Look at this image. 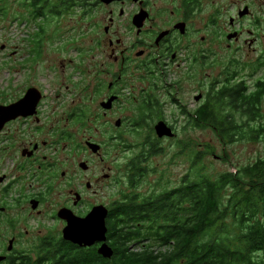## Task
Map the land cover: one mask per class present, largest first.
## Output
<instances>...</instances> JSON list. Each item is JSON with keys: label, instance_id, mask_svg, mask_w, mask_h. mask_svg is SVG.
<instances>
[{"label": "flooded vegetation", "instance_id": "1", "mask_svg": "<svg viewBox=\"0 0 264 264\" xmlns=\"http://www.w3.org/2000/svg\"><path fill=\"white\" fill-rule=\"evenodd\" d=\"M65 2L68 8H78L79 20L86 27L83 36L87 45L83 53L91 79L87 90L91 89L88 96L91 102L98 105L97 114L87 117L83 107L70 110L68 106L61 118L44 115L45 93L33 83H26L19 97L3 104L16 102L31 88L39 98L31 114L8 120L0 130V215L6 213L9 198L17 209L16 216L3 218L0 264H40L37 261L42 259L45 239L62 236V229L58 233L51 229L44 233L43 218L61 223L63 228L65 221L57 217L61 208L84 217L94 206L102 205L109 210L118 183L128 192L133 190L129 188L132 180L136 189H151L154 180L149 179V171L144 173L151 157L144 152L152 140L167 138L157 137L154 127L164 122L174 130L171 116L166 114L167 107L174 106L181 115L183 107L186 110L183 106V0L173 1L171 7L157 5L152 0H62ZM27 3L28 0H20L19 4L24 7ZM51 4L56 7L59 1ZM190 4L191 8L193 3ZM245 6L248 14L239 17V11ZM234 11L236 14L228 22L236 41L240 38L236 26L251 11L246 4L235 5ZM16 16L21 23L23 15ZM186 29L189 28L185 23ZM73 37L69 36V40L75 41ZM35 43L38 60L42 58L43 46L39 39ZM71 49H76L73 44L67 51ZM94 49L97 54L92 56ZM14 53L9 51L8 55ZM68 61L75 63L71 58ZM229 61L217 79L206 83L204 79L197 81L195 89L201 98L195 108L203 102L209 86L219 88L226 82L223 73ZM231 63L229 69L235 75L230 81L243 82L247 94L256 90V84L263 79L256 76L253 82H247L246 78L251 76L245 70L250 69V63ZM119 111L129 114L116 118L110 132H96L106 141L95 140L87 125L100 121L104 128L111 121L107 117ZM76 123L79 126L74 131L72 127ZM140 128H149L153 134L149 130L139 141L142 145L138 144L136 151L128 153L130 148L123 145L125 136L129 132L139 136L136 133ZM90 144L96 145V150ZM105 145L110 147L109 151ZM117 148L126 155L110 157L111 151ZM11 190L15 191L13 197L8 195ZM104 190L106 194H102ZM106 197L110 199L108 202ZM34 204L36 208L32 207Z\"/></svg>", "mask_w": 264, "mask_h": 264}, {"label": "rangeland", "instance_id": "2", "mask_svg": "<svg viewBox=\"0 0 264 264\" xmlns=\"http://www.w3.org/2000/svg\"><path fill=\"white\" fill-rule=\"evenodd\" d=\"M58 1L62 2L49 0L50 4ZM152 1L157 5L171 7L173 1L180 0ZM19 3L20 0H0V104L19 97L25 84L33 83L38 84L45 93L44 115H56L61 118V113L66 111L68 106H71L70 110L83 107L87 117L97 114V103L91 102L88 97L91 89L88 91L87 88L91 79L83 53L87 45L83 36L86 27L79 20L78 8L71 9L67 6L57 15L47 12L33 18L30 16L31 8L26 5L24 8ZM190 3H193L191 8ZM242 4L249 6L251 14L236 26L240 31V38L236 41L234 38L227 39L226 35L233 31L228 22L229 17L236 14L234 6ZM183 7L186 10H183V19L189 28L183 33V106L185 105L187 111L196 107L194 95H198L195 89L197 81L204 79L206 83L207 80L217 79L222 73L223 65L229 60L250 63V69L245 70V74L251 76L246 78L247 82H253L256 76L264 79V0H183ZM18 13L23 15L21 23L16 20ZM186 31L188 33H185ZM71 35H74L75 41L69 40ZM37 39L43 46L42 58L38 60L35 43ZM72 44L76 49L67 51ZM9 51L15 53L8 55ZM96 54L97 50L94 49L91 55ZM69 58L75 63H70ZM194 58L199 60L196 62ZM127 114V111L112 113L107 117L111 120L110 126L107 124L104 128L100 126V121L90 123L87 127L95 140L106 141L100 132H96H110L114 128L113 121ZM166 114L171 116L175 125V136L159 139L160 141L152 140L147 144H154L159 148V153L153 154L149 160L150 180L161 176L168 186H176L183 174L190 169L191 155L196 151L201 155L197 167H203L205 172L212 175L225 171L234 172L236 168L264 158V131L255 140L247 138L224 144L209 128L195 129L188 126L184 115L178 113L174 106L171 109L168 106ZM248 124L251 127H264V97L260 104L259 116ZM78 126L76 123L72 129L75 131ZM149 130L152 132L149 128H140L136 133L139 135L137 137L128 131L125 136L127 140L123 144L130 148L128 153L136 151L137 145L141 144L139 141ZM105 147L107 148V145ZM109 150L110 147L107 148V151ZM121 155L124 157L126 153L123 155L121 149L117 148L111 151L110 157ZM121 189L127 190L123 184H116L112 196L114 200L120 199ZM137 190L142 191L144 187ZM14 194L15 191L11 190L8 195L13 197ZM102 194H106V191H102ZM99 198L104 199L101 195ZM10 199L6 203V213L0 215V242L3 240L5 229L3 218L16 216L17 209ZM105 200L108 202L110 199L106 197ZM43 220L44 233L49 229L58 233L62 229L61 223L52 222L46 217Z\"/></svg>", "mask_w": 264, "mask_h": 264}, {"label": "trees", "instance_id": "3", "mask_svg": "<svg viewBox=\"0 0 264 264\" xmlns=\"http://www.w3.org/2000/svg\"><path fill=\"white\" fill-rule=\"evenodd\" d=\"M67 6L59 2L53 7L49 0L26 4L33 18L47 12L57 15ZM233 61L224 68L223 85L209 86L194 110L183 109L188 126L209 128L224 144L255 140L264 131L263 126L248 124L259 116L264 79L247 94L243 82L230 81L235 75L229 69ZM158 150L149 144L144 153L151 157ZM191 157L190 169L176 186H168L160 176L151 189L139 191L133 180L132 191L121 189L106 218L111 258L100 256L96 245L78 247L60 236L45 239L37 263L264 264V158L234 172L212 175L197 167L199 151ZM146 168L145 174L151 169Z\"/></svg>", "mask_w": 264, "mask_h": 264}, {"label": "water", "instance_id": "4", "mask_svg": "<svg viewBox=\"0 0 264 264\" xmlns=\"http://www.w3.org/2000/svg\"><path fill=\"white\" fill-rule=\"evenodd\" d=\"M108 2L110 0H104ZM249 12L245 6L239 11V17L247 15ZM142 18V17H141ZM185 31V23H183V33ZM236 34L231 33L227 35V39L235 38ZM201 95H195V101H199ZM39 98L36 94V90L28 89L24 96L16 102L9 105H0V130L3 125L10 119L17 116H26L31 114L36 106ZM154 131L157 137L172 138L175 133L171 127L164 122H159L155 125ZM93 150H96V145H89ZM36 208V204L32 206ZM108 215V209L105 206H94L86 216H76L70 209L61 208L57 212V217L65 221V225L61 230L62 239L70 242L78 247H92L97 245V253L105 259L111 258L113 251L108 245L106 233V218ZM3 256H0V260Z\"/></svg>", "mask_w": 264, "mask_h": 264}]
</instances>
